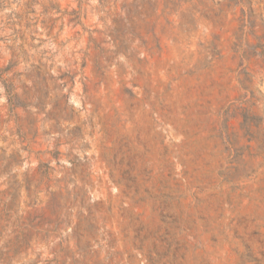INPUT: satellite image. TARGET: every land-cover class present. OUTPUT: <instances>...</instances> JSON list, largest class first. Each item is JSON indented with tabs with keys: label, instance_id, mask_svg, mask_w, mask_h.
<instances>
[{
	"label": "rangeland",
	"instance_id": "374dc122",
	"mask_svg": "<svg viewBox=\"0 0 264 264\" xmlns=\"http://www.w3.org/2000/svg\"><path fill=\"white\" fill-rule=\"evenodd\" d=\"M0 264H264V0H0Z\"/></svg>",
	"mask_w": 264,
	"mask_h": 264
}]
</instances>
